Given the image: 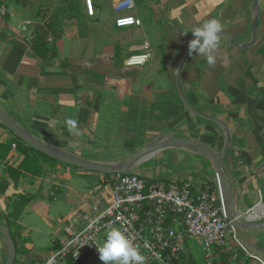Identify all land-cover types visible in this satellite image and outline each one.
<instances>
[{
    "label": "crops",
    "instance_id": "crops-1",
    "mask_svg": "<svg viewBox=\"0 0 264 264\" xmlns=\"http://www.w3.org/2000/svg\"><path fill=\"white\" fill-rule=\"evenodd\" d=\"M44 1L0 0L8 11L0 15V107L21 126L59 149L100 163H106L102 156L127 160L163 133L201 140L216 152L223 149L221 130L186 111L176 74L194 39L192 30L210 19H219L223 33L237 44L250 43L255 0H134L130 15L142 26L124 29L116 27L113 12L119 0H93V17L84 0H59L62 36L55 59L31 49ZM259 5L256 44L238 50L222 38L216 66L195 54L182 70L181 84L193 107L229 126L232 147L226 162L237 210L264 219V0ZM145 53L151 54L145 66H126L128 58ZM69 116L78 118L83 137L68 132ZM43 155L0 123V185L7 186L0 192V224L14 237V264H44L62 246L66 230L80 231L113 202L108 176ZM133 173L151 182L190 184L194 193L209 187L220 199L212 163L187 150L163 151ZM11 187L20 195L9 196ZM22 198L25 210L14 221L11 205ZM243 236L264 250V231ZM227 241L238 248L230 236ZM188 250L190 264H198L189 244ZM237 253L236 261L230 253L217 264H262ZM7 257L0 235V264Z\"/></svg>",
    "mask_w": 264,
    "mask_h": 264
},
{
    "label": "built area",
    "instance_id": "built-area-1",
    "mask_svg": "<svg viewBox=\"0 0 264 264\" xmlns=\"http://www.w3.org/2000/svg\"><path fill=\"white\" fill-rule=\"evenodd\" d=\"M84 1L88 16H95L93 0ZM135 9L134 0L116 1V27H141L142 21L130 15ZM0 15H8L4 6ZM150 60L149 53L133 55L126 66L142 67ZM108 184L112 204L80 231L66 230L62 246L44 264H102L97 249L114 227L127 229L126 234L148 257L147 264H190V242L203 252L204 260L198 264H217L222 255L230 253L236 261L238 251L264 264L238 240L225 215L221 195L217 201L209 187L194 193L190 184L151 182L134 173L111 175ZM229 236L238 248L229 247Z\"/></svg>",
    "mask_w": 264,
    "mask_h": 264
},
{
    "label": "water",
    "instance_id": "water-1",
    "mask_svg": "<svg viewBox=\"0 0 264 264\" xmlns=\"http://www.w3.org/2000/svg\"><path fill=\"white\" fill-rule=\"evenodd\" d=\"M260 1L261 0H255L253 5L255 18L252 24V40L250 41V43L239 45L237 44L234 37L226 33H222V38L227 39L228 42L238 50H248L249 48L254 46L258 40V25L261 20V9L259 5ZM194 55L195 54L190 55L188 51L178 66L176 74L177 93L179 95L181 103L189 114L202 119L207 123L213 124L221 130L224 138V145L223 149L220 152L214 151L210 146H208L201 140L178 138L171 133H163L152 140L145 148H143L141 151L127 160L117 163H100L82 158L75 154H71L43 141L42 139L37 138L31 132L21 126L1 107L0 123L6 129L12 132L24 144L53 160L79 169H83L88 172L100 173L109 176L131 173L145 160L152 158L153 156H156L157 154L166 150H187L209 160L212 163L217 174L220 195L223 202V209L228 222L230 223L238 239L245 246L249 247L255 253L261 255V257L264 258V250L257 247L256 245L249 243L243 236L244 232L264 231V219L257 217L253 218L248 214L239 213V211L237 210L235 189L231 180L230 169L226 162V158L229 155L232 147V137L229 126L225 122L217 118L211 117L198 111L189 103L183 91L181 84V73L185 64ZM18 194L20 195L19 192L14 191L13 187L10 188L9 196ZM0 235H2L6 241L8 252L6 264H14L17 257V248L10 228L6 225L0 224Z\"/></svg>",
    "mask_w": 264,
    "mask_h": 264
},
{
    "label": "clouds",
    "instance_id": "clouds-1",
    "mask_svg": "<svg viewBox=\"0 0 264 264\" xmlns=\"http://www.w3.org/2000/svg\"><path fill=\"white\" fill-rule=\"evenodd\" d=\"M223 32L224 25L219 19H210L196 27L191 32L194 39L189 42V54L205 56L207 64L214 68ZM65 124L73 137H83L84 132L78 118L69 116L65 119ZM126 233L127 229L117 227L107 232L105 242L97 249L102 264H147L148 257L141 253L139 246Z\"/></svg>",
    "mask_w": 264,
    "mask_h": 264
},
{
    "label": "trees",
    "instance_id": "trees-1",
    "mask_svg": "<svg viewBox=\"0 0 264 264\" xmlns=\"http://www.w3.org/2000/svg\"><path fill=\"white\" fill-rule=\"evenodd\" d=\"M57 1H58L57 3H59V0ZM48 9L44 10L46 12L43 14L42 24L36 27L37 34L34 42L32 43L31 49L43 58L55 59L58 55L56 42L62 36V30L60 28L61 21H60V15L58 13L49 14V11H47ZM49 37L53 38L52 44L48 42ZM43 156L47 157L46 155ZM106 176L109 177V175ZM6 190H7V186L1 183L0 192L5 193ZM25 207H26V203H25V199L23 198L20 199L19 201H15L12 203L11 217L14 221H18L20 219L21 215L25 210Z\"/></svg>",
    "mask_w": 264,
    "mask_h": 264
},
{
    "label": "rangeland",
    "instance_id": "rangeland-1",
    "mask_svg": "<svg viewBox=\"0 0 264 264\" xmlns=\"http://www.w3.org/2000/svg\"><path fill=\"white\" fill-rule=\"evenodd\" d=\"M44 3H45V7H43V9L39 12L38 16L35 18V19H37V21L39 23H42L43 22V14L46 12V11H44L45 9H48L49 8L47 10V11H49V14H51V13H58L60 15L59 5L57 3V0H45L43 2V4ZM109 10L110 9L108 7H106V12H107V15L106 16L107 17H110L111 16ZM102 159H104V161L106 163H117L118 162L116 156H102ZM131 173H133V172H131ZM189 246H190V248H192V252H193V255H194L195 259L197 261H199L198 263L203 262L204 256H203L202 250L198 246H196V244H194L192 242L189 243Z\"/></svg>",
    "mask_w": 264,
    "mask_h": 264
},
{
    "label": "bare ground",
    "instance_id": "bare-ground-1",
    "mask_svg": "<svg viewBox=\"0 0 264 264\" xmlns=\"http://www.w3.org/2000/svg\"><path fill=\"white\" fill-rule=\"evenodd\" d=\"M14 238V237H13Z\"/></svg>",
    "mask_w": 264,
    "mask_h": 264
}]
</instances>
